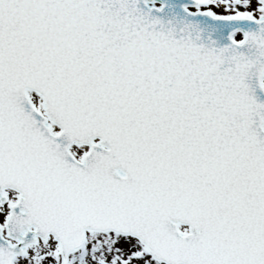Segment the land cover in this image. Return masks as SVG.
Listing matches in <instances>:
<instances>
[{"label":"snow or ice","instance_id":"6c2138e0","mask_svg":"<svg viewBox=\"0 0 264 264\" xmlns=\"http://www.w3.org/2000/svg\"><path fill=\"white\" fill-rule=\"evenodd\" d=\"M0 264H264V0H0Z\"/></svg>","mask_w":264,"mask_h":264}]
</instances>
